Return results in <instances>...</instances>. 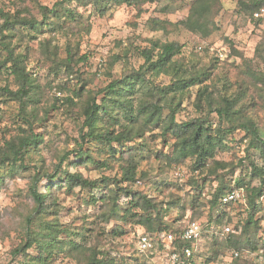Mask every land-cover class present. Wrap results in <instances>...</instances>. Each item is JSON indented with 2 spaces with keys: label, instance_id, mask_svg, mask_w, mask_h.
I'll return each mask as SVG.
<instances>
[{
  "label": "rangeland",
  "instance_id": "obj_1",
  "mask_svg": "<svg viewBox=\"0 0 264 264\" xmlns=\"http://www.w3.org/2000/svg\"><path fill=\"white\" fill-rule=\"evenodd\" d=\"M57 1L0 0V9L14 13L17 9L27 8L38 18L39 6L52 7ZM193 1L155 0L141 7L124 4L111 7L105 17L95 15L89 20L90 31L82 33L78 56L70 65L72 69L61 67L57 70L55 67L66 58L65 39L58 36L51 40L50 50L57 58L54 55L48 58L39 44L45 36H39L26 51L24 67L31 80L26 91L36 100L35 104L28 103L26 108L3 94L5 88L14 92L19 90L18 78L10 72L0 73V149L6 150L8 143L32 133L43 139L38 150H30L24 155L15 171L0 170L3 176L0 183V264H22L26 259L23 251L19 254L16 251L25 249L28 216H32L36 225L49 222L59 226L60 230L66 228L78 232L72 238L82 249L71 254L59 251L48 264H85L95 256L115 260L118 264H154L149 260L145 263L135 251V237L142 232L141 227L106 217L111 213L112 204L103 202L100 197L105 196L107 190L76 188L70 193L64 188L56 189L46 202L45 212L39 216L35 213L30 189L34 178L38 177L41 180L38 191L48 193V186L54 189L55 182L60 181L59 178L52 181L54 178L48 175H56L60 170L80 174L92 181L122 179L123 168L130 161L128 155L111 158L105 150L87 145L84 148L92 151L96 164L78 163L73 150L77 148L82 131L88 130L84 126L82 104L90 93L84 91L82 96L76 97L74 90H78L82 83L86 84L99 105L108 84L139 70L144 72L143 53L148 50L156 54L158 46L174 43L179 46L180 53L174 57L175 63L169 73L147 75L144 93L133 102L134 107L139 108L141 104L146 112L152 111V105L159 107L162 120L148 122V115L133 125V131L143 135L141 142L145 143V149L137 152L135 158L139 181L124 186L169 205L165 220L171 230H181L190 222H199L205 227L211 217L216 220L218 213L211 210L209 200L220 179L225 180L227 191L236 188L242 177L246 178V183L252 184L251 187L259 186L260 179L251 178L252 167H246L249 160H253L264 171V155L255 150L247 151L250 141L241 130L225 140L227 149L216 150L214 159L207 162V170L194 171L195 159L191 157L178 164L169 158L176 141L169 133L166 135L163 124L173 110L177 123L209 117L214 128L220 125V119L216 113H210L205 100L197 103L198 92L205 88L211 94L213 106L223 95L241 98L236 109L241 110L243 121L251 118L257 123L264 141V87L250 77L251 73L264 72V15L252 19L240 7L243 0H210L208 12L197 16L191 11ZM89 13L88 10L86 16ZM23 16L29 15L23 13ZM204 19L215 26L207 38L198 30ZM22 50L24 47L17 52ZM220 53L224 54L223 58ZM4 56L6 52L0 49V61ZM82 56L86 60L77 59ZM114 59L118 61L114 63ZM177 76H200L203 82L180 97L167 95L161 98L162 90ZM124 124L129 128L128 123ZM222 125L225 127L227 123L222 122ZM241 161L244 168L240 167ZM102 162H107L108 167L99 168ZM212 171L218 174L219 180L215 174H209ZM204 178L209 179L200 195L192 183L195 181L201 185ZM239 191L241 199L224 209L220 223L212 225V234L206 235L197 245L196 264H264V196L257 201L260 211L255 214V221L258 225L239 234L236 228H241L252 213L247 189ZM92 196L98 199L96 204L91 203ZM126 200L122 198L121 204ZM116 214H122V210L118 208ZM226 227L236 234L239 249L226 244L232 236L224 234ZM214 233L220 237H217L220 245L213 239ZM235 250H239L238 258L232 256ZM26 252L30 256L38 255L34 246Z\"/></svg>",
  "mask_w": 264,
  "mask_h": 264
},
{
  "label": "trees",
  "instance_id": "obj_2",
  "mask_svg": "<svg viewBox=\"0 0 264 264\" xmlns=\"http://www.w3.org/2000/svg\"><path fill=\"white\" fill-rule=\"evenodd\" d=\"M153 1L155 0H58L52 7L39 6L38 18L33 16L27 8H23L22 10L17 9L14 13L0 9V19L2 21L0 25V49L6 52V56L0 61V73L3 71L4 73H13L20 82L18 91L14 92L5 88L3 89V94H7L21 102L22 108H26L28 103H36L35 98L26 91V85L31 80L24 66L27 59L26 51H28L30 43L37 41L39 36H45L39 44L48 58H52L54 55L50 50L51 40H55L58 36L64 38L66 41L64 46L66 58L61 60V63H57L55 67L57 70L63 67L72 69L70 65H72V62L78 56L77 50L82 33L90 31V18L95 15L105 17L108 10L113 6L126 4L128 6L141 7ZM209 3L210 0H194L191 11L197 16L204 15L209 10ZM240 7L254 19L253 14L264 7V0H243L240 2ZM88 10L90 13L86 16ZM23 13L29 16H23ZM211 25L213 28H211ZM214 27L211 22L204 19L199 24L198 30L204 38H207L213 32ZM23 47L24 50L17 52L19 48ZM157 49L158 52L156 54L148 50L143 53L146 61V64H144L146 65V70L144 72L139 70L133 74L113 79L104 89V98L99 105L96 98L89 92L90 90H87L86 84L82 83L78 90H74L76 97L82 96L84 91L90 93L85 103L82 104L83 117L85 118L84 126L88 130L87 132L82 131L77 148L73 150L78 163L82 165H87L89 162L96 164L92 151L85 150L84 148L87 145L101 148V151L105 150L111 158L128 155L130 161L123 168L122 179L110 180L109 178H102L101 180L92 181L85 179L80 174L70 173L68 170H60L56 171V175H48L49 178H54L52 181L60 179L59 182H55L54 189L48 186V193L39 192L37 185L41 180L35 177L30 192L36 206L35 213L40 216L45 212L48 198L56 189L64 188L71 193L76 188L90 189L91 191H100L103 188L107 190V193L105 196H101L100 200L107 204H112L109 217L105 215L107 218H116L124 224L141 227L145 233L149 234L172 232L176 238L173 243L175 249L183 251L186 248L195 247V256L197 245L206 235L212 234V225L220 223L221 218L224 216V209L236 203L223 204L221 201L224 196L232 191H239L243 188L247 189V199L252 211L247 222L241 228H236L237 232L242 234L248 228L258 225V222L255 221V214L260 211L257 201L264 196V171L257 167L255 162H252L253 160H249L248 158L249 166L246 169L252 167L251 178L260 179L259 186L251 187L252 184L250 182L246 183V178L242 177L238 179L236 188H231L228 191L225 186V180L220 179L218 174L216 175L213 171L209 172L210 175H216V180L220 179L219 185L211 191V198L209 200L211 210L216 211L218 216L216 220H213L211 217L208 224L205 227L203 226L202 237L197 245L182 238L188 224L181 230H171L167 220H165L170 211L169 205H163V203L157 202L155 198L146 193L124 186L125 183H137L139 181L136 178L137 164L135 158L137 152L140 153L145 149V143L141 142L143 135L134 132L132 128L148 115V122L155 121V123H159L162 120L159 107L152 105V111L146 112L147 109L141 107L139 103V108L134 107L133 102L144 93L147 75L169 73V69L175 63L174 57L180 53L179 46L174 43L158 46ZM54 57L57 58L56 55ZM77 59L86 60V57L82 56ZM117 61V59H114V63ZM250 77L255 82L261 83L264 87V72L251 73ZM206 79L204 78V80ZM202 82L203 80H201L200 76L195 78L177 76L170 86L162 90L161 98H166L167 95H171L173 98L180 97L191 87L197 86ZM198 94L199 101L197 103L205 100V103L210 108V113L217 114L220 119V125L214 128L209 117H200L191 121L177 123L175 121L176 112L173 110L169 119L163 124L166 135L169 133L176 141L173 153L169 157L171 160L178 164L181 160L191 157L195 159L194 171L201 172L207 170V162L210 159H214L216 150L227 149L228 146L225 140L240 130L244 132L246 139L250 141L247 151L255 150L264 155V141L261 138L259 126L251 118L243 121L241 110L236 109L240 105L241 98L223 95L221 96V101L217 105L215 103V106H213L211 94L208 93L207 88L200 90ZM138 100L140 102V99ZM156 115L159 116L155 119ZM124 122L130 125H128L129 128H127ZM222 122L227 123V126L223 127ZM42 143L43 139L34 133L31 136H23L17 142L12 141L8 143L6 150L0 149V170L10 169L11 172L15 171L18 163L24 159V155L28 154L30 150L32 152L38 150L39 144ZM244 165V162L241 161L240 167L244 168ZM19 167L23 166L20 165ZM98 167H108V163L102 162ZM2 179L3 176L0 174V183H2ZM208 179L204 178L201 185L193 181L192 186L199 191L200 195L203 194ZM122 198L127 199L123 205L120 201ZM91 199V203L93 204H96L98 201L95 196H92ZM118 208L122 210V214L120 215L116 214ZM25 223L27 225L25 249H17L16 251V254L23 251L25 255L26 259L22 264H48L59 251L62 253L63 251H67L71 254L79 252L82 249L80 243L72 238V236L78 235V232H71L70 229L66 228L60 230L59 226L49 222H41L39 225H36L32 222V216H28ZM63 234L67 237L60 236ZM214 234L212 235L213 239L217 245H220L218 241L220 237L216 233ZM235 235L233 230L227 234V236L231 237L226 244L239 249L240 242L235 238ZM33 246L37 249L38 255H27L26 251ZM237 251L239 250H235L234 252ZM143 261L145 260L143 259ZM85 264L118 263L112 259L97 258L95 256L90 258ZM122 264L127 263L123 262ZM193 264H196V262H193Z\"/></svg>",
  "mask_w": 264,
  "mask_h": 264
},
{
  "label": "built area",
  "instance_id": "obj_3",
  "mask_svg": "<svg viewBox=\"0 0 264 264\" xmlns=\"http://www.w3.org/2000/svg\"><path fill=\"white\" fill-rule=\"evenodd\" d=\"M264 15V7L253 14L254 19H259ZM224 54L220 53L223 58ZM241 199V193L238 190L224 196L221 201L223 204L238 202ZM135 237V249L137 254L146 262L152 261L154 264H193L195 261V247L186 248L183 251H177L173 245L175 236L172 232L163 233H145L143 230ZM224 234H229L232 229L224 228ZM203 233V226L199 222H191L186 227L182 238L186 241L194 242L196 245L200 241ZM233 258L239 257L238 252L232 254Z\"/></svg>",
  "mask_w": 264,
  "mask_h": 264
}]
</instances>
